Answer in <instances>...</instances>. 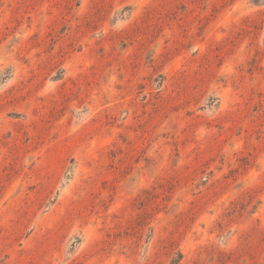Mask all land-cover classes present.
I'll list each match as a JSON object with an SVG mask.
<instances>
[{
  "label": "rangeland",
  "instance_id": "rangeland-1",
  "mask_svg": "<svg viewBox=\"0 0 264 264\" xmlns=\"http://www.w3.org/2000/svg\"><path fill=\"white\" fill-rule=\"evenodd\" d=\"M0 264H264V0H0Z\"/></svg>",
  "mask_w": 264,
  "mask_h": 264
}]
</instances>
